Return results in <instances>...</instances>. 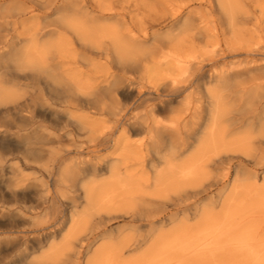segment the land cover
Listing matches in <instances>:
<instances>
[{"label": "bare ground", "instance_id": "obj_1", "mask_svg": "<svg viewBox=\"0 0 264 264\" xmlns=\"http://www.w3.org/2000/svg\"><path fill=\"white\" fill-rule=\"evenodd\" d=\"M203 1L230 25L238 18L237 0ZM183 5H170L174 16ZM37 7L57 15L17 31ZM95 16L85 18L81 0H0L6 240L27 248L29 264H264V167L262 175L239 170L248 156L264 166V70L249 76L264 69V52L217 71L216 63L242 54L226 44L200 49L195 41L212 32L210 20L197 31L185 19L190 31L136 34L92 21L112 14ZM96 60L106 69L92 83L85 68ZM121 138L137 148L133 164L116 153ZM231 166L218 213L204 206L195 226L160 232L124 258L172 221L169 207L196 205L215 183L213 170L227 177ZM32 194L40 198L26 203Z\"/></svg>", "mask_w": 264, "mask_h": 264}, {"label": "rangeland", "instance_id": "obj_2", "mask_svg": "<svg viewBox=\"0 0 264 264\" xmlns=\"http://www.w3.org/2000/svg\"><path fill=\"white\" fill-rule=\"evenodd\" d=\"M83 4V12L85 13V18L90 19L91 17H96V14H112L110 18L107 17H98L92 19L96 25H109L114 28L116 31H132L136 34L158 32L163 34L166 31H190L184 29L182 22L186 19L187 22H190L194 26L193 30L197 31L202 23V19L210 20V27L212 32H206L205 35L196 39V44L200 46V49H204L206 46H215L216 49L224 48L225 44L229 48H237L239 53L242 55H230L225 57L223 60L215 64L216 70H221L229 66L230 61L235 62L236 60L250 58L246 57L245 54L255 52L254 49H259L260 52H264V0H237L239 3L238 18L235 20L232 25H230L226 17L221 16L220 18L217 15L216 10H212L203 0H81ZM183 2L182 10L179 15L174 16L172 12L173 9H170V5L176 4L180 5ZM182 5V4H181ZM32 11L26 14V18L17 26V31H32L37 22L40 23L41 18L44 17V20H49L55 18L57 14L51 12L47 8L37 7L31 8ZM203 25V24H202ZM200 31H209L200 29ZM180 37L183 40L179 41L180 47L189 46V37L181 34ZM196 47V46H195ZM68 57L63 58L67 60ZM255 59L260 60V56H255ZM260 62V61H259ZM87 73H90V82L98 81L105 73V67L102 65L101 61H93L92 65L85 68ZM264 69L253 70L249 73V76L257 77L262 74ZM153 79L158 78V75H154L155 72L151 73ZM247 76V75H246ZM245 77V75H244ZM247 78V77H246ZM245 79L246 82H249ZM254 80V79H253ZM79 112H76L78 114ZM175 115L174 112H170L167 115V118H171ZM6 116L5 118H9ZM2 114L0 113V119ZM26 146H33L32 144H25ZM117 152L122 154V157H125L128 162L126 164H133L136 160L137 148L134 145L128 144V140L121 138L117 142ZM19 150H24L21 147H18ZM104 154H110L112 148L101 149ZM248 160H244L242 168L240 171L244 172H256L257 174L262 175L263 164L255 162L253 157H247ZM264 163V162H263ZM7 165L9 163H6ZM137 169L138 165L131 166ZM132 168V169H133ZM7 166H5L0 171V194L7 196V190L11 187V183L8 180ZM230 173L227 177L223 176L224 170L214 169L212 172V180L215 181L209 188L206 193L200 195V199L195 204H189L188 206H181L178 208L169 207L168 216L172 219L171 222H167L164 226L159 229H155L151 239L145 243L139 250L134 252L125 253L124 258L130 259L138 255L141 251L148 248L158 233H168L174 229L180 227H193L199 219L198 213L200 208L207 206L211 212L218 213V195L221 194L220 201L226 195L228 190L231 187V184L227 187V190L223 188V183L228 182L233 176V167L230 168ZM25 174L30 177L37 175L35 170L32 168H25ZM246 182H249L246 180ZM40 198L39 195H26V203L35 202ZM16 201L17 197L14 198ZM21 203V202H20ZM220 204V203H219ZM13 207V205H11ZM8 218H12L11 214H7L5 217L0 216V264H29L32 255L28 253L27 248L22 244L14 243L13 239L6 240L7 234L9 231L1 224L2 221H7ZM13 221V220H12ZM113 226H118L125 228V225L122 221H117ZM18 229V228H16ZM11 230H15L12 228ZM125 232H130V229H124ZM13 233V232H12ZM11 233V234H12ZM11 237V235H9ZM5 239V240H4ZM118 238H113L112 240L117 241ZM106 240H99L95 246H98L105 242Z\"/></svg>", "mask_w": 264, "mask_h": 264}]
</instances>
